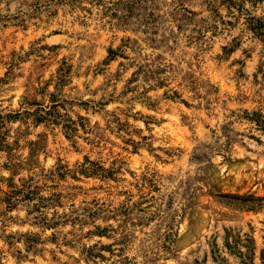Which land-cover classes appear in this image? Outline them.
<instances>
[{"label": "rangeland", "instance_id": "1", "mask_svg": "<svg viewBox=\"0 0 264 264\" xmlns=\"http://www.w3.org/2000/svg\"><path fill=\"white\" fill-rule=\"evenodd\" d=\"M258 18L0 0V264H264Z\"/></svg>", "mask_w": 264, "mask_h": 264}, {"label": "trees", "instance_id": "2", "mask_svg": "<svg viewBox=\"0 0 264 264\" xmlns=\"http://www.w3.org/2000/svg\"><path fill=\"white\" fill-rule=\"evenodd\" d=\"M253 19H255V18L254 17L250 18V20H253ZM263 26H264V21L258 18V19H256V25L253 26V28L257 29L259 34L261 35V34L264 33V32H261V30H262L261 28ZM52 101H54V100H52ZM50 107L53 108L55 106L52 105ZM38 115H39L38 120H40V118H48V116L54 117V111L51 108H49V109L48 108H44L41 111H39ZM51 117H49V118H51ZM67 126H69V125H67Z\"/></svg>", "mask_w": 264, "mask_h": 264}]
</instances>
